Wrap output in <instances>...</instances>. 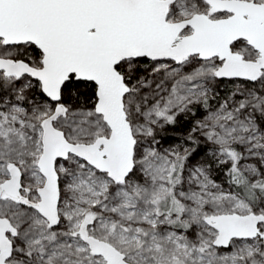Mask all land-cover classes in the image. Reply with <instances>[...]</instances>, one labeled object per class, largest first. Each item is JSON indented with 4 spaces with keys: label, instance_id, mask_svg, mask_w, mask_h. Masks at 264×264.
I'll use <instances>...</instances> for the list:
<instances>
[{
    "label": "snow or ice",
    "instance_id": "1",
    "mask_svg": "<svg viewBox=\"0 0 264 264\" xmlns=\"http://www.w3.org/2000/svg\"><path fill=\"white\" fill-rule=\"evenodd\" d=\"M0 264H264V0H0Z\"/></svg>",
    "mask_w": 264,
    "mask_h": 264
},
{
    "label": "rangeland",
    "instance_id": "2",
    "mask_svg": "<svg viewBox=\"0 0 264 264\" xmlns=\"http://www.w3.org/2000/svg\"><path fill=\"white\" fill-rule=\"evenodd\" d=\"M222 87L219 89L221 95H224V88L223 85L225 84L224 82H220ZM228 83V82H226ZM229 86H231L229 84ZM202 115V113H197L196 117H181L180 118V123L177 127L175 128H168L165 130V132L163 133V135L165 136V144H173V143H182L183 142V137L187 134L188 128L190 127L192 121L194 119H198L200 118V116ZM174 133L173 135H170L169 133ZM204 154L203 149H200L197 152V157H202Z\"/></svg>",
    "mask_w": 264,
    "mask_h": 264
},
{
    "label": "trees",
    "instance_id": "3",
    "mask_svg": "<svg viewBox=\"0 0 264 264\" xmlns=\"http://www.w3.org/2000/svg\"><path fill=\"white\" fill-rule=\"evenodd\" d=\"M221 82H224V83H226L225 81H221ZM170 135H173L174 133L172 132V133H169Z\"/></svg>",
    "mask_w": 264,
    "mask_h": 264
}]
</instances>
